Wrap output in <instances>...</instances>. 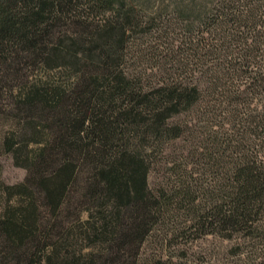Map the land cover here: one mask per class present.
I'll list each match as a JSON object with an SVG mask.
<instances>
[{
    "label": "trees",
    "instance_id": "obj_1",
    "mask_svg": "<svg viewBox=\"0 0 264 264\" xmlns=\"http://www.w3.org/2000/svg\"><path fill=\"white\" fill-rule=\"evenodd\" d=\"M150 1L0 0V91L15 112L1 146L27 170L7 186L0 264H136L173 199L196 212L190 228L238 236L233 249L264 264V0ZM151 42L173 63L155 82L130 57ZM192 133L215 145L191 156L219 182L151 188L152 155Z\"/></svg>",
    "mask_w": 264,
    "mask_h": 264
},
{
    "label": "rangeland",
    "instance_id": "obj_2",
    "mask_svg": "<svg viewBox=\"0 0 264 264\" xmlns=\"http://www.w3.org/2000/svg\"><path fill=\"white\" fill-rule=\"evenodd\" d=\"M159 2L160 0H151L150 4L155 6ZM151 43L152 48L148 47V43H144L141 46V51H139L140 55H132L134 52L137 54V51L132 50L130 57H133L131 58L132 67L136 71L144 73L145 80L155 82L166 77L165 72H168L167 68H170L169 66L173 63L168 62L167 58L164 57L165 51L161 45ZM174 66L176 67L177 64ZM172 71L170 70L169 73ZM182 72V67L178 66L176 76L179 79L188 75ZM29 73L30 78L37 79L48 75L54 76L58 74V71L57 73L55 71L46 73L36 68L33 69L32 73ZM8 104L9 99L6 94L0 91V214L8 206L14 204V200L8 198L7 186H15L21 183L27 175V170L16 165L12 155L1 146L3 137L14 128L15 112H11L12 109L8 107ZM199 142L209 149L208 154H212L215 145L209 142L205 135L196 133L189 134L184 139L169 141L162 146L161 153L160 150L156 151L152 155L151 172L148 177L149 186L153 189L159 186L174 187L180 178V180L192 181L197 186V192H203L218 183L217 177L220 170L217 167L219 166L211 164V159L210 164H208V157L205 155L202 156L203 158L197 154L191 156L193 146ZM198 151L200 152L201 149ZM168 153L170 155H166ZM161 156L176 160L174 163L178 167L174 170L170 169L171 163L162 164L160 162L163 161ZM212 156L214 155L212 154ZM180 167L182 170H179ZM172 201L167 206L165 215L160 217L159 222L154 225L140 245L136 264H261L263 257L258 249L244 247L243 244L239 246L240 249H233L236 242L241 240L238 236L225 239L215 234H200L199 230L190 228L189 224L192 222L190 220L194 219L196 212L184 201L178 199ZM46 215L48 216L46 211H43L41 214L43 221H47ZM85 216V214L81 215L82 220L85 219ZM87 249L84 248V251Z\"/></svg>",
    "mask_w": 264,
    "mask_h": 264
}]
</instances>
